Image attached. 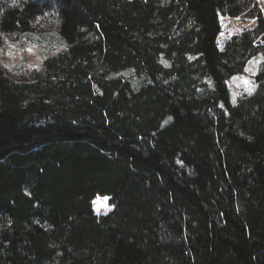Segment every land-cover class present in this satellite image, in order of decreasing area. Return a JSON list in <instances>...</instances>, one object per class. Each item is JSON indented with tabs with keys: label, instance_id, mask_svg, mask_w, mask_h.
I'll list each match as a JSON object with an SVG mask.
<instances>
[{
	"label": "trees",
	"instance_id": "16d2710c",
	"mask_svg": "<svg viewBox=\"0 0 264 264\" xmlns=\"http://www.w3.org/2000/svg\"><path fill=\"white\" fill-rule=\"evenodd\" d=\"M45 12L64 48L17 80L0 64V264H264L255 0H0V45ZM219 15L254 26L220 49Z\"/></svg>",
	"mask_w": 264,
	"mask_h": 264
},
{
	"label": "rangeland",
	"instance_id": "374dc122",
	"mask_svg": "<svg viewBox=\"0 0 264 264\" xmlns=\"http://www.w3.org/2000/svg\"><path fill=\"white\" fill-rule=\"evenodd\" d=\"M255 2L264 18V0H255ZM51 15V13L45 12L41 17H38L39 21L45 20L47 22V25H40V30L24 35L11 34L3 37V44L0 45V64L5 70L7 76L11 79L17 80L19 77L27 75L31 70L39 69L44 58L48 55L55 54L64 48V41L59 38L54 30L50 29L52 27H50ZM218 19L220 32L217 36V45L220 49L223 48L225 42L232 35L238 34L245 29L252 28L255 22L254 18L241 16L225 17L219 15ZM28 49H31V51ZM262 60L263 55L259 53L247 62L243 74L235 75L227 79L226 83L229 89V101L231 104H235L240 97L250 95L248 92L249 88L252 89L251 93L253 92L255 88L253 76L257 72L258 66ZM161 62L165 66L168 65L163 58ZM121 75L130 79L133 86H137L142 81V78L136 77L133 72L129 70L122 72ZM205 81L210 87H212L211 78H206ZM246 81L248 83H246ZM234 93L237 94L235 96V103H233ZM167 120H169V118ZM105 198L107 197H96L93 200L97 201L95 206L92 202L94 213L97 216L106 215L113 209L108 203V198L107 200H105ZM108 208H110V210H107ZM96 209H99V211Z\"/></svg>",
	"mask_w": 264,
	"mask_h": 264
},
{
	"label": "snow or ice",
	"instance_id": "6c2138e0",
	"mask_svg": "<svg viewBox=\"0 0 264 264\" xmlns=\"http://www.w3.org/2000/svg\"><path fill=\"white\" fill-rule=\"evenodd\" d=\"M15 2H16V0H13V4H15ZM29 51H31V49H28ZM163 62V61H162ZM166 63V62H165ZM250 63H251V61H250ZM246 71H247V69H246ZM235 79V78H234ZM246 83H248L247 81H246ZM251 91H252V89L251 88H249L248 89V92H249V94H251ZM237 94H233V103H235V96H236ZM105 200H107V198H105ZM97 204V201H93V205L95 206ZM97 211H99V209H96ZM107 210H110V208H108Z\"/></svg>",
	"mask_w": 264,
	"mask_h": 264
}]
</instances>
